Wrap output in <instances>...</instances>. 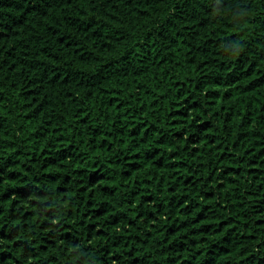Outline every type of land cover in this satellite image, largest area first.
Listing matches in <instances>:
<instances>
[{
	"label": "trees",
	"instance_id": "obj_1",
	"mask_svg": "<svg viewBox=\"0 0 264 264\" xmlns=\"http://www.w3.org/2000/svg\"><path fill=\"white\" fill-rule=\"evenodd\" d=\"M0 264H264V0H0Z\"/></svg>",
	"mask_w": 264,
	"mask_h": 264
}]
</instances>
